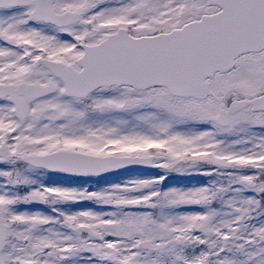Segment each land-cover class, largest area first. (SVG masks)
I'll return each instance as SVG.
<instances>
[{"label":"snow or ice","instance_id":"1","mask_svg":"<svg viewBox=\"0 0 264 264\" xmlns=\"http://www.w3.org/2000/svg\"><path fill=\"white\" fill-rule=\"evenodd\" d=\"M0 264H264V0H0Z\"/></svg>","mask_w":264,"mask_h":264},{"label":"rangeland","instance_id":"2","mask_svg":"<svg viewBox=\"0 0 264 264\" xmlns=\"http://www.w3.org/2000/svg\"><path fill=\"white\" fill-rule=\"evenodd\" d=\"M53 179H55V177H53ZM209 179H216L215 177H203V183H206ZM120 180H117V181H112V182H119ZM194 184H199L198 182L195 181V179H193V183H191V185L189 187H191L192 185ZM98 188V187H97ZM88 207H91V206H95V205H91V204H88L87 205ZM23 207V206H22Z\"/></svg>","mask_w":264,"mask_h":264}]
</instances>
